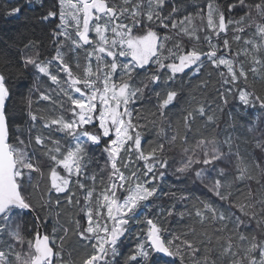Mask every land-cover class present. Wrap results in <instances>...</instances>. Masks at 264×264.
Wrapping results in <instances>:
<instances>
[{"label": "trees", "instance_id": "trees-1", "mask_svg": "<svg viewBox=\"0 0 264 264\" xmlns=\"http://www.w3.org/2000/svg\"><path fill=\"white\" fill-rule=\"evenodd\" d=\"M120 5V0H114ZM210 0H172L166 3L165 7L172 11L173 8L179 9L178 17L197 14L200 15V7ZM220 11L224 12L226 19L238 20L245 14V9L238 8L232 13L227 11V7L234 0H215ZM254 2V0H249ZM21 6L18 15L10 16L6 13L11 11L12 6ZM58 0H42L40 3H25V0H0V73L5 76V85L9 89V101L6 104V111L9 117V143L10 145L27 152L28 158L39 168V172H32L20 182L22 197L29 202L38 217L39 223L43 227L45 234L49 235L52 246L56 251V258L52 264H83L86 257L93 252L92 243L80 238L79 233L84 232L88 227V217L86 210L93 209V219L98 211V201L105 187L111 182V168L109 154L104 151L108 147L109 139H102L99 145L86 144V163L82 162L83 174L80 177L68 176L66 170L56 167L49 158L48 152L44 147L35 143V137L46 138L48 148H54L55 142H59L61 150L69 148L72 141L71 136L64 132L56 131V125L46 128L44 125L52 119L60 117L68 118V111L71 109L66 96L52 83L48 76L40 75L37 68L33 65L25 66V58L37 57L40 62L52 60L55 57L61 38L53 37V32H60L59 18L43 20L42 17L51 11H59ZM177 17V18H178ZM177 18L175 19L177 21ZM131 20L128 21V23ZM178 22V21H177ZM246 30L239 33L241 40L235 41L233 38L238 33L233 31L235 26L228 29L227 36L221 33L217 39L219 49H223V40L227 38L230 43V56L236 60L239 66H243L248 73V80L245 82L240 79L239 83H224L228 79V72L223 67L214 66L213 62L207 57L204 58L199 71L192 68L187 69L182 74H177L171 78L170 71L165 68L159 72L161 82L149 84L144 90V95L135 103H130L131 121L137 126L141 136V150L144 155H148L158 144L165 145L163 153H157L161 159L167 161V167L158 169L163 173V179L158 182L159 192L156 197L144 202L136 211V215L130 221L128 231L121 237L118 244L119 255L113 264H143L141 260L129 262V257L135 254L138 246L145 242L150 225L147 220L151 219L161 228V239L167 244L176 236L188 232L191 228L196 229V233L201 237L194 240L191 235L186 239L194 240L201 247V252L197 256L204 254L207 248L211 253V258L217 264H229L226 258L218 257L219 245L216 240L226 242L230 235L232 225L229 223L228 230L217 233L214 228L218 225L199 224L195 217V211L200 207V202L214 205L220 211L231 216L240 217L245 221L246 227L240 229V233L255 237L257 240H264V217L260 216L259 204L257 201L264 200V108L252 106L251 103L245 105L239 99L242 90H246L253 98L259 97L264 101V69L259 65H253L251 54L245 56V50L250 48L244 41L254 39L259 42V37L255 36L256 25L264 24L255 12L249 20H246ZM189 29V35H185L183 28ZM194 27L188 23L178 25L176 29L166 30L161 28L159 22H147L142 18L139 26H133V36H144L149 30L155 31L161 38L163 48L160 50L163 63H169L165 57L175 60L173 53L183 55L195 49L203 55L210 51V47L204 40L207 30L198 31L196 35L199 40L190 39L191 30ZM206 31V32H204ZM223 36V37H222ZM222 39V40H221ZM179 45V47H177ZM224 53V51H222ZM66 63L72 68L74 76L83 77V69L87 65V59L83 53L75 54L71 50L67 51ZM257 56L264 58V49L257 53ZM257 71H250L252 67ZM157 66L150 65L143 69H136L132 73L131 84L141 87L149 83L150 74L156 73ZM56 71V70H55ZM54 71V73H55ZM115 79L119 82V77ZM176 91L178 96L174 103L165 110L163 118L159 115V104L162 102L167 92ZM42 94L50 96V100L40 99ZM31 99V107L28 100ZM227 103H224V100ZM203 107L205 114H198V110ZM29 113L37 115V120L32 121ZM191 113L195 119L191 122L190 130L184 126L185 117ZM163 127L164 134L161 135ZM88 130L99 132L98 120L88 126ZM186 136V142L179 139L175 144L169 145L168 140L174 134ZM134 135V133H133ZM205 140L210 144L215 140L217 145L225 153L226 158L217 161V166L225 171L224 177H219L216 172H207L205 180H197L194 173L202 165H194L192 170L187 173H179L177 169L183 165L187 156L185 147L192 148L198 141ZM18 140L24 141V145L18 144ZM229 140V143L224 141ZM131 142V147L133 148ZM128 154L126 151L123 157ZM188 155H191L189 152ZM194 158L203 159L201 150H196ZM135 171L140 174L144 169L143 163H134ZM242 165L247 169L250 179L236 180L240 174L238 167ZM123 170L122 163L117 165ZM57 171L60 176L68 178L71 182L68 190L57 192L51 187V171ZM144 171V170H143ZM28 170L25 169V173ZM95 177L93 180L92 178ZM219 178L222 183L230 187L224 189L231 191L229 201H222L209 190L212 179ZM83 184V188L79 185ZM152 187V185H148ZM249 191L251 196H248ZM92 192V202L86 200V193ZM124 191L120 190V197ZM256 204L257 218L251 220L242 216L238 207L233 204ZM174 211L172 216L167 212ZM106 212V209H104ZM186 213L181 218L175 213ZM106 216V213H105ZM103 219V218H100ZM39 223L30 212L20 213L12 221L10 228L14 230L19 226L21 235L25 240H32L37 231ZM204 233L211 237V243L204 239ZM179 243V242H177ZM233 243L240 245L238 240ZM22 257L28 254V244L23 246L16 244L7 235L0 238V250L5 253L10 252V247ZM246 246V245H245ZM255 255H259L256 253ZM13 259L9 256V260ZM150 264H181L179 259L153 253L150 257ZM183 264H191L185 258Z\"/></svg>", "mask_w": 264, "mask_h": 264}, {"label": "snow or ice", "instance_id": "snow-or-ice-1", "mask_svg": "<svg viewBox=\"0 0 264 264\" xmlns=\"http://www.w3.org/2000/svg\"><path fill=\"white\" fill-rule=\"evenodd\" d=\"M32 0H25V3H31ZM60 10L51 11L42 19L47 21L49 19H56L57 17L62 22L59 27L60 32H53V37L59 39L63 37L64 40H70L73 51L78 48H83L85 45H94L93 50L88 53V64L83 69V77L74 76L72 68L65 62L63 53L57 51L52 60L40 62L37 57L25 58V66L33 65L38 72L49 76L54 84L59 85L61 82L58 75H53L50 68L53 61L60 65V70L65 72L69 78L68 85L71 91L79 94L80 98L73 99L68 91L64 94L72 105L71 120H64L63 117L52 119L46 123L44 127L52 128L56 125V131L64 132L71 136L75 143L71 148L61 150L60 143L55 142L54 148H48L46 138L41 136L35 137V143L45 148L49 154V158L54 162L56 167H61L67 171L68 176L80 177L83 174L82 162L86 163V143L100 144L101 140L113 136L109 146L104 149L109 154L110 168L112 170L110 175V183L105 187L100 195L98 207L106 209V216L104 211H97L96 216L103 219H96L93 221V209L89 207L86 210L88 217V227L84 232H80V238L92 243L93 252L86 257L83 264H113L115 258L119 255L118 244L121 237L128 231L130 221L135 217L136 211L139 207L149 199L156 197L159 188L158 182L163 179V173L158 169L167 167V161L157 156V153H163L165 145L158 144L148 155H144L141 150V136L137 130V126L131 121V112L128 105L135 103L144 95V90L149 87V84H158L161 82L159 72L167 68L171 73V78H175L177 74H182L187 69L192 68L194 71H199L202 66L204 58L211 60L216 67L224 66L228 71V79L224 83H239L240 79L245 82L248 80V73L243 66H236V63L231 58L218 56V46L212 44L213 36L205 35L204 40L209 44L210 51L201 55L195 49L183 55L173 53L175 60L171 57H165L169 63H163L159 51L163 48L160 43L161 38L155 31L149 30L144 36H133L132 28L124 23L122 17L131 20L133 26H139L140 18L143 17L147 22H159V25L168 28V21H172L171 27L176 29L178 25H183L185 21L189 23L192 17L185 16L180 21L174 19V14L179 9H173L172 13L167 16L160 15V9L165 5L166 0H120V5L109 4L108 0H58ZM238 8L245 9V14L238 20H233L226 17L223 11L215 4V0H211L206 5L207 9V25L211 29L214 36L218 39L221 33L227 36L229 26H235L233 31L238 33L234 36V40L239 42L241 36L246 30L245 21L249 20L252 13L255 12L262 20H264V0H234L227 7V11L232 13ZM204 12V9H200ZM21 12V6H12L11 11L6 14L10 16L18 15ZM215 16V21H214ZM69 18L75 22V37L67 31ZM95 21V23H93ZM92 31L98 37L97 41L89 38V32ZM185 35H189L187 27L182 29ZM255 36H258L259 42L254 39L244 41L250 48L245 50L244 55L251 54L252 64L259 65L264 69V58L257 56V53L264 49V24L256 25ZM190 39L199 40L196 35V29L191 30ZM223 49L226 54L230 52V43L227 38L223 40ZM63 43L58 45L63 48ZM179 47V45H177ZM131 56L135 61L134 64H119L118 57ZM153 57H156L153 60ZM110 58V59H109ZM95 61V69L92 67V61ZM155 63L157 66L156 73L150 74L149 83L143 84L141 87L133 86L130 82L132 73L136 69H143L148 64ZM121 72L119 82L113 79L117 71ZM253 73L257 71L254 66L250 69ZM82 85L83 87H80ZM239 94V99L245 105L251 103L256 106L264 108V101H260L259 97L253 98L247 91ZM9 89L5 85V76L0 73V238L5 233L15 241L16 244L23 246L28 244V254L24 257L20 253H16L10 245V252L5 253L0 250V264H52L54 256L53 248L50 246V237L37 231L32 240H25L21 235L19 226L14 230L10 228L12 221L17 215L23 212L34 211L33 206L27 202L20 193V182L25 175L29 178L32 172H39V168L28 158L27 152L18 149L8 143V115L6 111V104L9 101ZM178 96L176 91L167 92L159 104V115L161 118L165 115V110L174 103ZM40 99L50 100V96L42 94ZM228 101L225 99L224 103ZM32 101L28 100V105L31 107ZM100 105L102 110L97 114V105ZM79 111H76V110ZM198 114L203 116L205 114L204 108L198 110ZM32 121L37 120V115L29 113ZM95 117V119H94ZM195 119L191 113L187 114L184 121L186 129L190 130L191 122ZM99 121V132H92L88 130L90 124ZM134 133V135H133ZM164 134L163 127L161 128V135ZM180 140L182 143L186 142V136H180L178 133L172 135L168 144L172 145ZM132 142L134 149L138 152V159L146 162V168L143 176L144 180L140 181V176L136 171L131 172L128 177H125L123 172L117 166V160L120 153L124 150V146ZM229 143V140L224 141ZM18 144L24 145V141L18 140ZM199 149L203 153V159L194 158L196 150ZM186 161L181 167L177 169L179 173L190 172L194 165L200 164L202 167L195 171L194 175L197 180L203 182L207 172H216L219 177L225 176L223 168L217 166V161H222L226 158L225 153L217 145L215 140L210 144L205 140L198 141L192 148L185 147ZM191 155H188V153ZM147 161H153L147 163ZM127 163L124 167H127ZM25 169L28 170L25 173ZM239 175L236 180L250 179L248 171L242 165L238 167ZM51 187L57 192H65L68 190L70 180L62 177L54 169L50 173ZM93 180L95 177L92 178ZM59 181V182H58ZM132 181L134 187L129 191V194L123 199H119L118 190H127L125 185ZM152 185V187H148ZM83 188V184L79 185ZM229 185L222 183L219 178H213L209 190L222 201H229L232 195L231 191L224 189L229 188ZM248 196H251L249 191ZM86 200L91 204L92 192L86 193ZM259 204L260 216L264 217V200L257 201ZM232 207H238L242 216L248 217L251 220L257 218L255 211L256 204H233ZM115 213V214H114ZM174 211L167 212L168 216H172ZM181 218H184L186 213H175ZM198 218V223L218 225L214 228L217 233H222L228 230L229 223H231V232L235 235H230L226 242L216 240L219 245L218 257L226 258L229 264H264V240H257L255 237H248L240 233L242 227H246L245 221L240 217L231 216L225 212L220 211L214 205L200 202V207L194 213ZM109 221L111 225L109 226ZM150 225V230L147 234V239L140 244L136 249L135 254L130 255L129 262H135L138 259L143 264H150V257L153 253L162 254L169 258L179 259L183 264L185 258L191 264H217V261L211 258L210 251L205 248L202 256H197L201 252V247L194 240H200L201 237L196 233L193 227L188 232L176 236L167 244L161 239V228L153 223L151 219L146 221ZM191 235L194 240L186 239L185 237ZM204 239L211 243V237L204 233ZM238 240L240 245L233 243V240ZM179 242V243H177ZM246 245V246H245ZM259 253V255H255ZM9 256L13 259L10 261Z\"/></svg>", "mask_w": 264, "mask_h": 264}, {"label": "rangeland", "instance_id": "rangeland-1", "mask_svg": "<svg viewBox=\"0 0 264 264\" xmlns=\"http://www.w3.org/2000/svg\"><path fill=\"white\" fill-rule=\"evenodd\" d=\"M10 2H13V1H16V0H9ZM42 0H32V2H31V5L32 4H34V3H40ZM74 2H75V0H74ZM108 2H109V4L111 5V4H113V3H115V4H117L114 0H108ZM134 2H135V0H134ZM169 2H172V0H166V2H165V5H166V3H169ZM209 2H211V0L209 1ZM209 2H207V4L209 3ZM207 4H205V5H203V7L201 6L200 7V9H204V12L203 13H200V15H197V14H189V15H187V16H190V17H192V20H191V22L189 23L188 21H185V23H188V25L189 24H191L195 29H197L198 31H200L201 30V32H202V30H207L208 31V33H206V35H211V36H213V40H212V44H214V45H217L218 46V44H217V40H215V38H214V34L212 33V31H211V29L209 28V26L207 25V9H206V5ZM215 4L218 6V4H217V2H215ZM165 5H164V7L162 8V9H160L159 11H160V15H162V16H167V15H169L170 13H172V11H170V10H168L166 7H165ZM119 6V5H118ZM219 7V6H218ZM174 9V8H173ZM199 9V10H200ZM178 15H179V11H177L175 14H174V19H176L177 17H178ZM142 18L143 17H141L140 18V21H139V23L141 24V21H142ZM184 18V17H183ZM182 17H178L177 18V21H180L181 19H183ZM122 20H123V22L124 23H126V24H128L129 25V27H131V28H133V25H132V23H128V21L130 20V19H128V18H124V17H122L121 18ZM227 20V19H226ZM214 21H215V16H214ZM61 22V21H60ZM131 22V21H130ZM62 23V22H61ZM93 23H95V21L93 22ZM171 23H172V21H168V24H169V27L168 28H164V27H161V28H163V29H166V30H172L171 29ZM230 27L231 26H229V29H230ZM60 31H62V29L60 28ZM67 31L69 32V34H71L72 35V38L73 39H78L77 37H75V35H74V33H75V31H76V29H75V22L74 21H72L70 18H69V23H68V25H67ZM204 32H206V31H204ZM224 35V34H223ZM138 37V36H137ZM61 38V43H63V45H64V47L63 48H60V52H62L63 53V56H64V60H65V62H66V60H67V56H68V53H67V51H69V50H71L73 53H75V54H80V53H83L84 55H85V57H86V59H87V56H88V53H90L92 50H93V47H94V45H85L83 48H78V49H75L74 51H73V48H72V43H71V41L70 40H64V38L63 37H60ZM89 38L90 39H92L93 41H97L98 40V37L96 36V34L94 33V32H92V31H90L89 32ZM222 40V39H221ZM160 42H161V40H160ZM206 45L208 44V43H205ZM208 46H209V44H208ZM210 47V46H209ZM159 56H160V58H161V56H162V54H161V52L159 51ZM218 56H221V57H225V58H231L235 63H236V66L237 67H239V64L236 62V60H234V58L233 57H231L230 56V52L229 53H223L222 52V50L221 49H219V46H218ZM110 59V58H109ZM156 59V57H153V60H155ZM118 63L119 64H128V65H132V64H134L135 63V61L132 59V57L131 56H123V57H118ZM86 64H88V59H87V63ZM152 66H156V64L155 63H150ZM95 66H96V63H95V61L93 60L92 61V67H93V69H95ZM221 67H223V68H225V70L227 71V68L226 67H224V66H221ZM56 70V71H55ZM54 71H55V73H54ZM50 72L53 74V75H58V79H59V81L61 82L59 85H57V84H54L53 82V84L57 87V90H59V91H61L63 94H64V92L65 91H68L69 92V94L73 97V99H76V98H80L79 97V94L78 93H75L74 91H71V89L69 88V85H68V80H69V78H68V76H67V74L65 73V72H63V71H61L60 70V65L57 63V62H55V61H53V64H52V66H51V68H50ZM228 72V71H227ZM118 74H121V72L118 70L117 71V73H116V76H114L113 77V79L115 80L119 75ZM40 75H43V74H41L40 73ZM45 76V75H44ZM49 77V76H48ZM80 87H83L82 85H80ZM244 91H246V90H242L240 93H242V92H244ZM65 95V94H64ZM66 96V95H65ZM66 98H67V100H68V97L66 96ZM69 101V100H68ZM69 103H70V107H71V109H72V105H71V102L69 101ZM250 104V103H249ZM128 107H129V105H128ZM71 109H69V111H68V118H65V117H63V119L64 120H71V119H73L74 117L72 116V110ZM102 110V108H101V106L98 104L97 105V114L99 113V111H101ZM129 110H130V108H129ZM76 111H79L78 109L76 110ZM94 119H95V117H94ZM99 122V121H98ZM94 124V123H93ZM93 124H90V125H93ZM89 125V126H90ZM72 138V137H71ZM106 139H109L110 141H109V144H110V142L113 140V139H115V137H114V135L113 136H109V137H106ZM74 143H75V141H74V139L72 138V141H71V143H70V146H69V148H71L73 145H74ZM86 144H90V145H96V144H91V143H86ZM85 144V145H86ZM101 144V143H100ZM109 144H108V146H109ZM99 145V144H98ZM131 147V141H129L125 146H124V150H122L121 151V153H120V156H119V159L117 160V165L119 164V163H122V165H123V170L121 171V172H123V174L125 175V177H128L130 174H131V172H133V171H135V165H134V163H138V161H141L142 163H143V167L142 168H144V169H141L140 170V172H141V174H143L144 173V171L143 170H145V168H146V162L144 161V160H141V159H138V152L134 149V147L133 148H130ZM126 151H128V154H126V156L125 157H123V154H125L126 153ZM153 161H147V163H152ZM125 163H127V167H124V164ZM137 174H138V172H137ZM60 175V174H59ZM139 176H140V174H138ZM73 176H75V175H73ZM140 181H143V179L140 177ZM59 182V181H58ZM69 186V185H68ZM134 187V184H133V182L132 181H129L128 182V184L127 185H125V188L127 189V190H122V191H124L123 192V194H124V196L123 197H120V194H119V191L120 190H118V197H119V199H121V200H123L128 194H129V191L132 189ZM98 211H104V209H98ZM106 213V212H105ZM115 214V213H114ZM136 215V214H135ZM97 219V218H96ZM95 219V220H96ZM99 219H100V217H99ZM95 220L93 219V221L95 222ZM109 223V226L111 225V221H109L108 222Z\"/></svg>", "mask_w": 264, "mask_h": 264}, {"label": "water", "instance_id": "water-1", "mask_svg": "<svg viewBox=\"0 0 264 264\" xmlns=\"http://www.w3.org/2000/svg\"><path fill=\"white\" fill-rule=\"evenodd\" d=\"M222 34H224V33H222ZM151 64H148L146 67H149ZM8 143H9V126H8ZM10 144V143H9ZM20 193H21V190H20ZM21 196H22V194H21ZM31 214H33V216L35 217V219L37 220V222L39 223V220H38V217H37V215L35 214V212L34 211H32V212H30ZM39 232H41V233H43V234H45V231H44V229H43V227L41 226V224L39 223ZM50 246L53 248V246H52V242H51V239H50ZM53 253H54V256H53V258H52V262L55 260V258H56V251H55V249L53 248ZM162 255V254H161Z\"/></svg>", "mask_w": 264, "mask_h": 264}, {"label": "bare ground", "instance_id": "bare-ground-1", "mask_svg": "<svg viewBox=\"0 0 264 264\" xmlns=\"http://www.w3.org/2000/svg\"><path fill=\"white\" fill-rule=\"evenodd\" d=\"M223 37V36H222ZM217 40V39H216Z\"/></svg>", "mask_w": 264, "mask_h": 264}]
</instances>
